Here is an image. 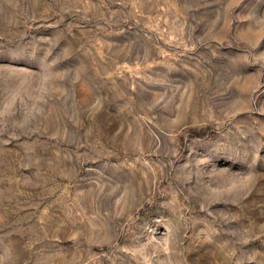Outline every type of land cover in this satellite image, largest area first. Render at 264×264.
<instances>
[{
  "label": "rangeland",
  "instance_id": "1",
  "mask_svg": "<svg viewBox=\"0 0 264 264\" xmlns=\"http://www.w3.org/2000/svg\"><path fill=\"white\" fill-rule=\"evenodd\" d=\"M0 264H264V0H0Z\"/></svg>",
  "mask_w": 264,
  "mask_h": 264
}]
</instances>
